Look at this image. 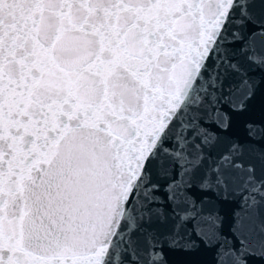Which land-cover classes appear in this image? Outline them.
I'll return each instance as SVG.
<instances>
[{"label":"snow or ice","instance_id":"obj_1","mask_svg":"<svg viewBox=\"0 0 264 264\" xmlns=\"http://www.w3.org/2000/svg\"><path fill=\"white\" fill-rule=\"evenodd\" d=\"M204 252L264 264V0H0V264Z\"/></svg>","mask_w":264,"mask_h":264},{"label":"water","instance_id":"obj_2","mask_svg":"<svg viewBox=\"0 0 264 264\" xmlns=\"http://www.w3.org/2000/svg\"><path fill=\"white\" fill-rule=\"evenodd\" d=\"M236 134L239 137L243 138V135H244L243 129L242 128H237ZM201 258H202V260L205 261V264H212L213 254L211 252H204V253H202V257Z\"/></svg>","mask_w":264,"mask_h":264}]
</instances>
